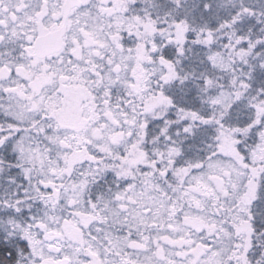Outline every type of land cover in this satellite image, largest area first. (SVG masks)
I'll list each match as a JSON object with an SVG mask.
<instances>
[{
    "label": "snow or ice",
    "instance_id": "1",
    "mask_svg": "<svg viewBox=\"0 0 264 264\" xmlns=\"http://www.w3.org/2000/svg\"><path fill=\"white\" fill-rule=\"evenodd\" d=\"M0 264H264V0H0Z\"/></svg>",
    "mask_w": 264,
    "mask_h": 264
}]
</instances>
